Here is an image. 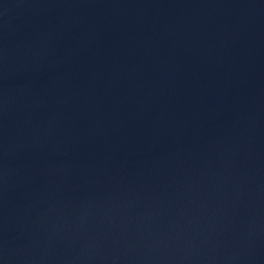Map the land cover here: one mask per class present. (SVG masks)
<instances>
[{
    "label": "water",
    "instance_id": "95a60500",
    "mask_svg": "<svg viewBox=\"0 0 264 264\" xmlns=\"http://www.w3.org/2000/svg\"><path fill=\"white\" fill-rule=\"evenodd\" d=\"M0 264H264V0L0 123Z\"/></svg>",
    "mask_w": 264,
    "mask_h": 264
}]
</instances>
